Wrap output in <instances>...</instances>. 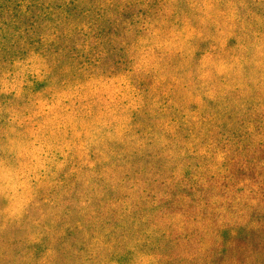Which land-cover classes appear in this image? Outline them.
<instances>
[{
    "label": "trees",
    "instance_id": "16d2710c",
    "mask_svg": "<svg viewBox=\"0 0 264 264\" xmlns=\"http://www.w3.org/2000/svg\"><path fill=\"white\" fill-rule=\"evenodd\" d=\"M116 2L123 10L142 6L154 14L158 12L159 20L182 21L180 38L185 42L175 50L165 41L155 45L134 41L126 46L128 59L136 63L132 71L135 80L153 78L154 86L140 88L144 100L134 111L129 131L111 143L122 147V153L111 154L107 167L94 165L87 170L92 175L102 171V178L110 170L134 191L117 198L105 191L99 198L87 195L82 199L73 194L67 200L55 199L54 192H50L47 206L58 214L37 223L43 232L2 240L9 230L19 227L17 219H7L6 224L0 222V249L18 244L36 247L39 243V247L43 243L45 250H51L52 258L61 262L58 257L63 254L53 253L57 246L72 253L81 240L84 245L90 242L87 239L94 238L108 245L100 249L104 258L127 259L139 249L155 264H229L231 253L238 250L237 242L264 243V225L258 215L264 214V178L230 191L228 185L235 184L228 182L233 180L232 170L225 167L227 159H237L241 165L247 156L255 159L254 155L264 150V71L260 70H264V0H229L226 10L210 8L211 2L215 4L210 2L204 16L220 17L216 19L218 30L230 29V33H221V37L230 35L227 43L212 41L205 34L210 30L208 25H202L201 36L187 35L191 28L186 26L193 25L196 15L191 6L197 0H0V57L18 49L23 40L31 43L38 32L36 28H63L77 13L87 15L96 3L115 7ZM169 4L176 8L175 12L163 16ZM156 8L158 11L153 10ZM118 12L110 10L102 24L116 21ZM141 23L147 32L149 24ZM166 24H160L164 27L160 30L152 28L150 38L160 37ZM62 34L55 33V40ZM171 55L181 56L183 61L176 71L180 79L173 74ZM227 55L243 58L245 73L258 74L247 83L248 94L242 100L238 95L243 94L230 79L221 81L228 85L227 89H217L210 67L205 68V80L197 79L196 64L200 59L220 62ZM163 57L168 61L157 73L155 69L160 68ZM135 141L139 142L136 150L127 148ZM140 166L144 167L141 173L151 177L139 184L135 168ZM47 190L41 189L30 207L42 202L41 194H47ZM247 191L246 196L239 195ZM248 213L251 217L246 220ZM209 236L211 244L206 245Z\"/></svg>",
    "mask_w": 264,
    "mask_h": 264
},
{
    "label": "rangeland",
    "instance_id": "374dc122",
    "mask_svg": "<svg viewBox=\"0 0 264 264\" xmlns=\"http://www.w3.org/2000/svg\"><path fill=\"white\" fill-rule=\"evenodd\" d=\"M196 3L191 6L194 9L192 13L196 15L193 25L186 26L191 28L187 35L201 36L202 25H208L210 30L205 34L212 41L227 43L230 35L221 37V33H230V29L220 32V24L216 22L220 17L214 19L211 14L204 15L208 7L226 10L229 0H226L227 5L224 0H197ZM94 6L87 15L77 13L63 28L59 25L52 29L36 28L38 32L31 43L23 40L24 44L19 45L18 49L0 57V222L6 224L7 219H17L16 225H19L15 227L16 232L9 230L2 240H12L18 234L24 238L37 231L42 233L37 223L49 221L58 214L47 206L50 192H54L55 199L67 200L73 194L80 195L82 199L87 195L99 198L100 192L105 191L117 198L134 191L130 184L110 174V170L102 178V171L92 175L87 169L103 164L107 167L111 154L122 153V147H114L111 143L118 142L129 131L134 111L144 100L140 88L154 86L153 78L144 77L139 82L135 80L132 71L136 63L126 55L127 44L137 41L140 45H155L165 41L174 47L172 50L179 49V45L185 43L180 38L182 21L161 19L162 22L158 19V12L154 14L142 6L124 10L117 2L115 7L97 3ZM114 8L119 11L118 18L114 17L116 21L102 24L105 16ZM164 9L162 15L167 16L173 15L176 8L169 4L167 14H164ZM143 21L149 24L147 32L146 27L141 25ZM165 22L168 24L160 37L150 38L148 32L153 31L152 28L157 30ZM161 28L164 27L159 30ZM58 31L63 34L62 37L56 36L55 40ZM171 56L175 63L173 74L180 79L181 75H177L176 71L183 61L181 56ZM242 60L229 55L220 62L209 63V60L200 59L196 64L199 71L197 79L205 80V68L210 67L217 89H227L228 85L226 87L221 81L230 79L229 82L243 94L238 95L242 100L248 94L245 89L247 83L258 75L256 72L255 75L251 74V71L245 73L243 69L246 65ZM165 61L168 60L164 59L155 72L163 70ZM138 146L139 142L135 141L127 148L133 151ZM254 158L247 156L241 165L237 159H227L225 167L232 170L230 177H233L228 182L235 184L228 185L230 191L234 187L243 188L245 183L251 181H262L264 150L258 151ZM143 168H135L139 171V184L151 177L149 173H141ZM219 183L221 180L217 183L218 188ZM262 187L264 190V181ZM44 188L49 190L47 194H41L42 202L30 207L34 197ZM157 190H160L159 187ZM244 192L239 195L244 197L248 194V191ZM188 214L194 215L191 212ZM258 215L264 225V214ZM250 217L248 213L246 220ZM210 238L206 245L211 244ZM87 240L90 242L84 245L81 240L72 253L57 246L53 253L63 254L58 257L61 262L52 258L51 250L50 253L45 250L43 243L39 247V243L36 247L21 244L2 247L6 253L3 256L0 249V264H155L151 256L139 249L127 259L104 258L102 253L108 245L94 238ZM236 244L238 250L231 253L229 264H264V243L242 241Z\"/></svg>",
    "mask_w": 264,
    "mask_h": 264
}]
</instances>
